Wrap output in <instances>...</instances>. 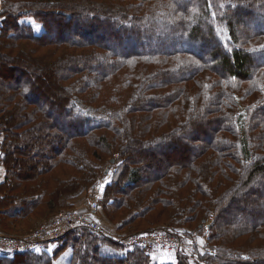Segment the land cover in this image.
I'll list each match as a JSON object with an SVG mask.
<instances>
[{
    "label": "trees",
    "instance_id": "16d2710c",
    "mask_svg": "<svg viewBox=\"0 0 264 264\" xmlns=\"http://www.w3.org/2000/svg\"><path fill=\"white\" fill-rule=\"evenodd\" d=\"M0 167L5 232L112 225L0 264H264V0H0ZM156 231L189 253L114 238Z\"/></svg>",
    "mask_w": 264,
    "mask_h": 264
},
{
    "label": "built area",
    "instance_id": "2783aa9c",
    "mask_svg": "<svg viewBox=\"0 0 264 264\" xmlns=\"http://www.w3.org/2000/svg\"><path fill=\"white\" fill-rule=\"evenodd\" d=\"M98 213V204L92 199L88 206L81 210H63L59 212L49 223L42 224L33 231L14 236L0 233V245L7 248L8 251H25L38 248L47 240H55L63 236L66 229L75 225H85L97 232L104 233L105 230L96 217ZM120 242L130 246H140L148 249H163L168 251L185 248L182 239L175 235L165 232H151L145 234L132 235ZM214 253V251H211Z\"/></svg>",
    "mask_w": 264,
    "mask_h": 264
},
{
    "label": "rangeland",
    "instance_id": "374dc122",
    "mask_svg": "<svg viewBox=\"0 0 264 264\" xmlns=\"http://www.w3.org/2000/svg\"><path fill=\"white\" fill-rule=\"evenodd\" d=\"M171 45V44H170ZM167 47H170V46H167ZM114 168V166L113 167H111V170ZM110 176H111V174H108L107 176H105L104 177V179H103V182L102 183H106V182H108L109 180H110ZM99 187H100V185H99ZM99 188L97 189V190H94V192H93V194H92V196L89 198V197H87L86 198V200L83 202L82 201V203H84V204H82V205H80V206H83V207H87L88 206V204L90 203V201L92 200V199H95L96 201L99 199ZM68 210V209H67ZM96 216H98V214H96ZM51 221V220H50ZM50 221H45V222H43V223H41L40 225H38L36 228H38V227H40L42 224H45V223H49ZM212 222H213V217L212 216H210L209 218H207V220L206 221H204L203 222V229H202V231L205 233L206 232V227H209L211 224H212ZM100 223H101V225L104 227V225H103V223L100 221ZM35 228V229H36ZM105 228V227H104ZM105 229H107V228H105ZM34 230V229H33ZM33 230H30V231H27L26 233H12V234H10V235H14V236H20V235H24V234H27V233H29V232H31V231H33ZM108 230V229H107ZM110 231V230H109ZM2 234H7V233H2ZM187 241V240H186ZM0 249L1 250H4L5 252H11V251H8L7 250V248L6 247H4L3 245H0ZM155 250H158V251H160L159 249H155ZM211 250H214V249H211ZM157 251V252H158ZM210 251V250H209ZM215 251V250H214ZM215 254H216V252H215ZM215 254H213V255H215Z\"/></svg>",
    "mask_w": 264,
    "mask_h": 264
},
{
    "label": "crops",
    "instance_id": "0c3cea01",
    "mask_svg": "<svg viewBox=\"0 0 264 264\" xmlns=\"http://www.w3.org/2000/svg\"><path fill=\"white\" fill-rule=\"evenodd\" d=\"M2 167H0V180L3 178V171H2ZM97 218L100 219V221L103 223L104 227L107 228L108 230L111 231V228H112V225L110 224V222L104 217V215L102 213H100L98 216H96ZM0 233H7L5 232L3 229L0 228ZM7 234H12V233H7ZM204 238H205V235H203V240L199 238L195 239L198 247L200 250H202L203 248V245H204ZM173 253L171 252H161V251H158V253L156 254L157 255V258L159 261H171L173 260L174 256L172 255Z\"/></svg>",
    "mask_w": 264,
    "mask_h": 264
},
{
    "label": "bare ground",
    "instance_id": "6f19581e",
    "mask_svg": "<svg viewBox=\"0 0 264 264\" xmlns=\"http://www.w3.org/2000/svg\"><path fill=\"white\" fill-rule=\"evenodd\" d=\"M98 204V203H97ZM85 226V225H84ZM87 227V226H86ZM103 227V226H102ZM89 228V227H88ZM104 228V227H103ZM93 230V229H92ZM104 230H105V232L104 233H101V234H106V229L104 228ZM95 231V230H94ZM95 232H97V231H95ZM159 232H161V231H159ZM97 233H100V232H97ZM166 233V232H165ZM138 234H145V233H138ZM133 235H136V234H133ZM173 235V234H172ZM130 236H132V235H130ZM130 236H128V237H130ZM176 236V235H175ZM128 237H125V238H120V237H114L118 242H120L119 240H123V239H126V238H128ZM178 237V236H177ZM178 238H180V237H178ZM181 239V238H180ZM183 240V242L185 243V248H182V249H179V250H183V251H186V252H188L189 253V247H190V242H188V241H186V240H184V239H182ZM120 243H122V242H120ZM124 244V243H123ZM126 245V244H125ZM127 246H130V245H127ZM130 247H134V246H130ZM135 247H138V248H144L145 250H148V251H150V250H155V249H158V248H154V249H148V248H145V247H140V246H135ZM161 252H171V253H175V252H177L178 250H174V251H168V250H163V249H159ZM155 251H158V250H155ZM211 251H214V250H210L209 251V253L210 254H215V251H214V253H212Z\"/></svg>",
    "mask_w": 264,
    "mask_h": 264
},
{
    "label": "water",
    "instance_id": "95a60500",
    "mask_svg": "<svg viewBox=\"0 0 264 264\" xmlns=\"http://www.w3.org/2000/svg\"><path fill=\"white\" fill-rule=\"evenodd\" d=\"M113 162V160H111Z\"/></svg>",
    "mask_w": 264,
    "mask_h": 264
}]
</instances>
